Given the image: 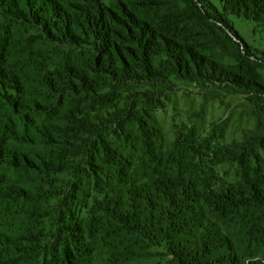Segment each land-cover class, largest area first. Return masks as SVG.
<instances>
[{
	"label": "trees",
	"instance_id": "obj_1",
	"mask_svg": "<svg viewBox=\"0 0 264 264\" xmlns=\"http://www.w3.org/2000/svg\"><path fill=\"white\" fill-rule=\"evenodd\" d=\"M219 2L0 0V264L264 259V50L230 18L264 33V0ZM180 84L243 108L170 134Z\"/></svg>",
	"mask_w": 264,
	"mask_h": 264
},
{
	"label": "rangeland",
	"instance_id": "obj_2",
	"mask_svg": "<svg viewBox=\"0 0 264 264\" xmlns=\"http://www.w3.org/2000/svg\"><path fill=\"white\" fill-rule=\"evenodd\" d=\"M211 1L221 9L219 0ZM230 18L238 33L249 45L254 49L264 50V33L256 29L253 21L235 15ZM213 96L205 95V91L200 88L180 84L166 101V108L161 112L160 121L167 131L173 134V120L181 124L192 115L196 117L195 121L199 120L197 121L199 124L208 127L212 120L228 118L235 110H239L237 113H240L243 108L244 101L237 95L222 93L217 99ZM196 115L202 117L198 118ZM246 264H264V259L258 258Z\"/></svg>",
	"mask_w": 264,
	"mask_h": 264
}]
</instances>
